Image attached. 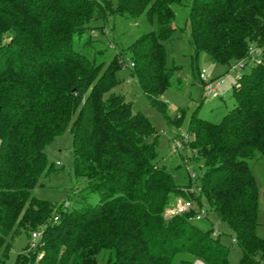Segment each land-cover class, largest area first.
<instances>
[{
    "label": "trees",
    "instance_id": "trees-1",
    "mask_svg": "<svg viewBox=\"0 0 264 264\" xmlns=\"http://www.w3.org/2000/svg\"><path fill=\"white\" fill-rule=\"evenodd\" d=\"M175 6L185 7L184 0H117L115 7L111 0H0V264H9L11 241L21 233L29 245L12 264H97L104 251L110 264H230L220 233H203L193 208L165 217L177 200L201 206V196L234 231L241 264H264L251 166L264 157V0L189 6L197 58L205 53L247 68L253 45L259 59L249 73L236 70L233 108L220 123L194 114L192 139L175 136L202 163L197 185L187 169V186L159 165L157 132L146 116L115 92L129 61L150 105L167 110L162 97L179 70L167 66ZM116 21L145 30L126 47L116 36L97 46L92 33L110 36ZM66 133L76 175L86 181V193H76L97 196L95 204L54 205L33 195L54 169L47 148Z\"/></svg>",
    "mask_w": 264,
    "mask_h": 264
},
{
    "label": "rangeland",
    "instance_id": "rangeland-1",
    "mask_svg": "<svg viewBox=\"0 0 264 264\" xmlns=\"http://www.w3.org/2000/svg\"><path fill=\"white\" fill-rule=\"evenodd\" d=\"M113 6L117 0H111ZM193 0H184L185 7H174L176 16L173 35V41L167 45V66L179 67L176 73L172 88L169 89L162 97L163 102L167 104V110L164 111L159 107L150 105L147 97L142 92L138 79L133 75V70L127 61L126 66L118 73L119 86L115 90L117 94L125 97L126 101L132 104L134 113H142L152 124L157 132L156 151L159 165L170 173L174 181L179 186L189 185V176L187 169L195 174L194 182L197 185L203 175L201 169L202 163L193 158V152L190 146H182L177 151L173 139L175 136L192 134L189 131V123L192 115L196 114L203 120L218 124L223 117L233 108V86L236 84V71L234 66L222 65L213 62L210 57L202 53L197 58L191 43V33L188 26L189 6ZM113 24V19L109 17L107 26ZM114 33L110 36L101 35V32L92 33V40L97 46L106 48L104 43L116 36L117 43L126 47L134 36H138L145 28L131 24H123L119 21L114 22ZM106 31H109L106 28ZM113 31V30H112ZM115 40V39H114ZM113 40V41H114ZM98 42L100 44H98ZM259 50L256 46L251 47V59L247 61V68H243L242 73H249L259 59ZM204 72L208 80L220 81L221 85L217 91L218 98L209 95L206 89L207 83L200 80V74ZM241 73V72H240ZM179 82V84H178ZM176 118H181L179 124ZM46 156L54 169L43 175L41 186L33 191V195L38 199L46 200L54 205H62L70 202L71 206L88 200L89 203L95 204L98 197L91 194L88 198H81L76 193L78 189L84 191L86 181L79 178L75 172L73 138L69 133L58 136L46 150ZM255 179L259 190V214L257 235L264 238V157H261L251 163ZM197 196L200 191L196 188ZM85 195V194H84ZM182 201L181 199L176 202ZM201 206L196 201L193 209L197 213L204 212L205 217L196 224L203 233L210 230L220 233V242L229 250L230 264H241V249L236 243L234 231L224 222L220 221L217 215L210 210L208 201L205 196H201ZM184 202V201H183ZM172 205L165 212L166 218H172L170 210ZM36 233L41 235V231ZM29 245V239L25 233H21L11 241L9 250V264H12L19 255L26 252ZM110 252H102L97 258V264H110ZM260 261V256L257 257ZM202 263L196 261L195 264Z\"/></svg>",
    "mask_w": 264,
    "mask_h": 264
},
{
    "label": "built area",
    "instance_id": "built-area-1",
    "mask_svg": "<svg viewBox=\"0 0 264 264\" xmlns=\"http://www.w3.org/2000/svg\"><path fill=\"white\" fill-rule=\"evenodd\" d=\"M243 68H244V66L242 64H238V65L234 66L235 71L236 70L241 71V70H243ZM200 78L202 79V81L204 83H207L206 89L208 90L209 95L213 98H218L219 94H218L217 89L221 85V82L220 81H214V80H208L207 77L205 76L204 72H202ZM181 137L184 138L185 141L188 139V137L186 135H181ZM173 142L175 143L174 148L177 151H179L182 147V143L177 139H174ZM192 208H193V204L191 202L180 201L173 206V208L170 210L169 214L171 215V217L187 214L192 210ZM204 216H205V213L201 212L195 216L194 220L200 221ZM40 237H41V235L38 233H34L32 235L31 249H35L37 247V244L39 242ZM198 264H202V263H198Z\"/></svg>",
    "mask_w": 264,
    "mask_h": 264
}]
</instances>
